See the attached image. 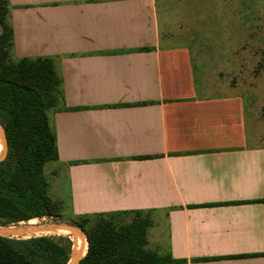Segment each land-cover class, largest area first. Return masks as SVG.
Masks as SVG:
<instances>
[{
	"label": "crops",
	"instance_id": "obj_1",
	"mask_svg": "<svg viewBox=\"0 0 264 264\" xmlns=\"http://www.w3.org/2000/svg\"><path fill=\"white\" fill-rule=\"evenodd\" d=\"M9 5L15 58L51 57L63 79L50 166L70 212L147 213L148 248L163 239L174 264H264V106L203 94L172 0Z\"/></svg>",
	"mask_w": 264,
	"mask_h": 264
},
{
	"label": "trees",
	"instance_id": "obj_2",
	"mask_svg": "<svg viewBox=\"0 0 264 264\" xmlns=\"http://www.w3.org/2000/svg\"><path fill=\"white\" fill-rule=\"evenodd\" d=\"M9 0H0V122L8 141L0 161V227L35 219H60L62 205L48 194L47 164L57 162L56 132L49 113L64 103L63 79L51 57L11 56L14 30ZM4 153V151H3ZM3 153L0 155L2 157ZM80 264H174L169 255L147 249L151 220L142 211L76 216ZM129 217V221L124 218ZM29 239L0 236V264H68L69 235Z\"/></svg>",
	"mask_w": 264,
	"mask_h": 264
},
{
	"label": "rangeland",
	"instance_id": "obj_3",
	"mask_svg": "<svg viewBox=\"0 0 264 264\" xmlns=\"http://www.w3.org/2000/svg\"><path fill=\"white\" fill-rule=\"evenodd\" d=\"M172 2L174 10L177 9L183 21L182 29L190 30L193 25L197 30L194 37L200 48V58L206 61L195 64L196 83L203 94L225 96L234 93L248 101H255L257 107L258 104L264 106V0H172ZM11 56L15 59L12 51ZM52 163L46 165L44 175L50 198L62 205L60 220L36 219L34 225L28 222L8 227L72 226L70 224L75 219L78 220V217L67 208L69 202L66 172L64 169L58 172L59 169L50 166ZM124 220L127 222L130 218L126 217ZM149 228L147 241L151 232ZM68 231L74 237L73 231ZM43 232L47 233V236L51 235L49 231ZM83 235L87 240L88 251V239L84 232ZM69 236L73 241L72 236ZM31 237L37 236L33 234ZM161 240L159 252L162 255H159L167 256L164 240ZM73 244V251H80L76 249L75 240ZM147 249L150 250L148 245ZM86 254L87 252L81 255L80 251L79 257L84 258Z\"/></svg>",
	"mask_w": 264,
	"mask_h": 264
},
{
	"label": "water",
	"instance_id": "obj_4",
	"mask_svg": "<svg viewBox=\"0 0 264 264\" xmlns=\"http://www.w3.org/2000/svg\"><path fill=\"white\" fill-rule=\"evenodd\" d=\"M0 132L3 135V141H4V153L2 155V157L0 158V161H2L6 155H7V151H8V141H7V137L5 134V130L3 125L0 122ZM57 227L56 229H60V227L62 229H67V230H72L73 232L78 231L80 233L83 234L82 231L72 227V226H67V225H52ZM2 229H6L9 232H2L0 231V236L3 238H8V239H28V238H32L31 235H33L34 232L33 230H26L25 228H21V227H1ZM38 237V236H37ZM73 251V250H72ZM80 255V251L76 252L73 251L72 252V259H70V262L68 264H80V261L83 259V256L79 257ZM73 257H75V259L73 260ZM73 260V261H72Z\"/></svg>",
	"mask_w": 264,
	"mask_h": 264
},
{
	"label": "bare ground",
	"instance_id": "obj_5",
	"mask_svg": "<svg viewBox=\"0 0 264 264\" xmlns=\"http://www.w3.org/2000/svg\"><path fill=\"white\" fill-rule=\"evenodd\" d=\"M0 144H1V146H0V155H1L3 153V151H4V141H3V135L1 134V132H0ZM29 223L31 225L35 224V222L32 221V220L29 221ZM56 228L57 227L50 225V226L35 227V228L34 227L33 228L29 227V228H25V229L26 230H30V231L33 230L34 232H36V233H33L34 235H36L40 231H49L51 233V235H60V234L71 235L72 238H73V241L75 240L76 249H80L79 245H78V240H77V236H76V232L75 231L73 232L74 233V237H73V234L70 231H68L67 229H62L61 227H60V229H56ZM0 231L5 232V233L9 232L6 229H2V228H0ZM74 259H75V257H73V260Z\"/></svg>",
	"mask_w": 264,
	"mask_h": 264
}]
</instances>
